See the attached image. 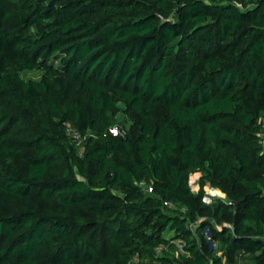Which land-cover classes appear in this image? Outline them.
Listing matches in <instances>:
<instances>
[{
  "label": "trees",
  "instance_id": "obj_1",
  "mask_svg": "<svg viewBox=\"0 0 264 264\" xmlns=\"http://www.w3.org/2000/svg\"><path fill=\"white\" fill-rule=\"evenodd\" d=\"M263 120L264 0H0V264H264Z\"/></svg>",
  "mask_w": 264,
  "mask_h": 264
},
{
  "label": "built area",
  "instance_id": "obj_2",
  "mask_svg": "<svg viewBox=\"0 0 264 264\" xmlns=\"http://www.w3.org/2000/svg\"><path fill=\"white\" fill-rule=\"evenodd\" d=\"M66 127H67V133H68L70 136H72L73 139H74L77 143H81V142L84 140V137H82V135H81L79 132H77V131L72 127V125H71L70 123H66ZM111 133H113V134L116 135V136H117V135H125V134H126V131L116 126V127L111 128ZM192 175H193V174H192ZM192 175H191V176H192ZM191 178H192V177H190V184H191V186H192ZM192 189H193V188H192ZM148 190H149V192H153V188H152V187H148ZM222 196H223V193H221V192L218 193L217 190L214 189V192H212L211 194L206 193V194L204 195V197H203V201H204L206 204H211V203L214 202V200H215L216 198H219V197H222ZM167 204H168V203H167ZM191 226H192L193 228L195 227L194 224H192ZM218 245H219V243H217V242L214 243V246H215V247H218ZM163 248H164V247L161 246V247L157 248V251H161ZM178 249H179V253H180L181 255H184V254L187 253L186 250H185V245L182 244V243H180V244L178 245ZM219 254H221V252H219ZM137 263H138V260L135 259V261H133V262H131V263H128V264H137Z\"/></svg>",
  "mask_w": 264,
  "mask_h": 264
},
{
  "label": "rangeland",
  "instance_id": "obj_3",
  "mask_svg": "<svg viewBox=\"0 0 264 264\" xmlns=\"http://www.w3.org/2000/svg\"><path fill=\"white\" fill-rule=\"evenodd\" d=\"M22 75L26 79H28V80L29 79H40L41 76H42V72L41 71H38V70H34V71L24 72ZM191 177H192L191 178L192 188H193V190L195 192H198L199 189H200L201 173H194ZM205 189H206V193H209V194H211L212 192H214V189L217 190L218 193L221 192L219 189L214 188L211 185H207ZM219 198L227 199V197H226V195L224 193H223V196L222 197H219Z\"/></svg>",
  "mask_w": 264,
  "mask_h": 264
}]
</instances>
